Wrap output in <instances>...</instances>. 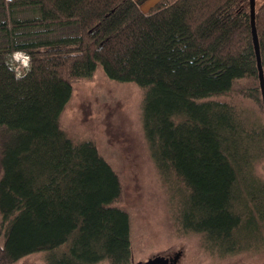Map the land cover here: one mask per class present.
I'll use <instances>...</instances> for the list:
<instances>
[{"label": "trees", "instance_id": "1", "mask_svg": "<svg viewBox=\"0 0 264 264\" xmlns=\"http://www.w3.org/2000/svg\"><path fill=\"white\" fill-rule=\"evenodd\" d=\"M19 4L39 15L15 18ZM0 5V264L39 253L47 264L136 262L120 172L94 137H72L63 124L74 83L98 73L140 89L144 134L175 181L182 232L220 257L259 240L264 106L249 0H161L147 13L139 0ZM54 26L78 34L33 36ZM256 26L264 68V1ZM20 52L27 67L11 61ZM235 97L261 116H244Z\"/></svg>", "mask_w": 264, "mask_h": 264}, {"label": "rangeland", "instance_id": "2", "mask_svg": "<svg viewBox=\"0 0 264 264\" xmlns=\"http://www.w3.org/2000/svg\"><path fill=\"white\" fill-rule=\"evenodd\" d=\"M139 1L143 5L147 0ZM262 1L256 0L257 4ZM2 12L0 5V20ZM38 15L31 6L14 7L15 18ZM32 31L38 39L78 34L77 26ZM6 44L5 34L0 33V46ZM11 61L18 63V67H27L29 57L20 52L12 55ZM73 89L63 124L72 137H94L102 154L120 172L125 185L121 205L129 209L132 219L133 261L182 251L178 264H264V233L249 249L220 257L205 247L201 235L179 228L175 217L181 200L172 185L175 181L162 176L151 156L143 130L142 93L138 87L110 81L98 73L92 80L75 82ZM234 102L244 116H261L247 99L235 97ZM261 173L264 177L262 169ZM45 257L43 253L29 255L15 264H47Z\"/></svg>", "mask_w": 264, "mask_h": 264}, {"label": "water", "instance_id": "3", "mask_svg": "<svg viewBox=\"0 0 264 264\" xmlns=\"http://www.w3.org/2000/svg\"><path fill=\"white\" fill-rule=\"evenodd\" d=\"M161 0H147L141 9L143 12L147 13L151 8L155 7ZM250 3V16H251V29L252 37L255 46L256 56H257V66L259 71V79L262 90V100L264 106V68L262 65L261 52H260V42L258 37V31L256 26V0H249ZM181 256V252L178 251L172 257H168L164 254H155L147 260L136 261L133 264H177Z\"/></svg>", "mask_w": 264, "mask_h": 264}, {"label": "flooded vegetation", "instance_id": "4", "mask_svg": "<svg viewBox=\"0 0 264 264\" xmlns=\"http://www.w3.org/2000/svg\"><path fill=\"white\" fill-rule=\"evenodd\" d=\"M181 252V254H182V251H180ZM176 253V252H175ZM175 253H173V254H166V256H168V257H172V256H174V254ZM178 264V263H177Z\"/></svg>", "mask_w": 264, "mask_h": 264}]
</instances>
